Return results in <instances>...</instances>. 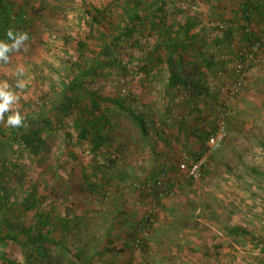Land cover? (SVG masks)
Returning a JSON list of instances; mask_svg holds the SVG:
<instances>
[{
	"label": "rangeland",
	"instance_id": "rangeland-1",
	"mask_svg": "<svg viewBox=\"0 0 264 264\" xmlns=\"http://www.w3.org/2000/svg\"><path fill=\"white\" fill-rule=\"evenodd\" d=\"M240 3H4L27 25L0 59V89L18 97L4 121L18 110L25 125L0 122V264H264V48L234 91L236 58L264 41V13L246 23ZM217 24L232 29L228 38ZM19 33L28 39L12 49ZM173 40L183 50L168 67ZM171 72L188 88L169 87ZM92 93L123 102L140 124L103 103V144L80 140ZM44 119L33 155L19 138ZM213 129L223 139L210 150L198 135ZM202 158L197 178L177 171ZM38 212L50 221L38 225ZM8 224L42 228L55 244L40 257L20 235L2 242Z\"/></svg>",
	"mask_w": 264,
	"mask_h": 264
},
{
	"label": "trees",
	"instance_id": "trees-1",
	"mask_svg": "<svg viewBox=\"0 0 264 264\" xmlns=\"http://www.w3.org/2000/svg\"><path fill=\"white\" fill-rule=\"evenodd\" d=\"M7 0H0V43L7 44L9 41H11L14 38V33L17 30H23L24 26L27 24L23 20V16L21 14H12L9 11L6 10V7L4 3ZM240 10H241V16L246 21V23H249L251 19L255 16L256 13H259L261 17H263L262 13H264V0H241L240 3ZM11 15H14L15 21L10 20ZM91 15L94 22H97V17L100 14ZM156 19L151 20V26L153 29H157V25L155 23ZM160 23H164V19L158 20ZM248 26V25H246ZM195 27V24L193 21H190L186 25L187 32L186 35L189 33L191 29ZM218 27V26H217ZM248 28V27H247ZM11 29L13 31V36L9 38L7 36V31ZM244 32L248 29H243ZM232 33V29L226 27V29L223 31L224 37H229V35ZM264 35V31L262 33ZM246 35V33H244ZM249 35V34H248ZM250 38H255L252 36V33H250ZM257 40V39H256ZM249 42V41H248ZM250 44V43H249ZM80 49L83 48V45L80 44ZM183 43L179 42L178 40H173L170 43L169 51H170V57L168 59V67H172L176 58L180 59V50H183ZM264 48V47H262ZM261 48V49H262ZM237 59V58H236ZM176 85L183 86L184 88H188L189 85L185 83L178 75H175L173 72L170 73V77L168 80V86L174 87ZM89 102L91 104L92 112H87V114H79L77 119V130H78V137L82 141H88L91 140V143L95 147H100L103 144L102 139V133L107 125V119L103 113L99 110L100 104H109L112 105L118 109H120L122 112L126 114L131 120H133L135 123L140 124L141 120L137 116V114L127 105H125L123 102L102 97L99 96L96 93L89 94ZM81 116V117H80ZM48 125L47 120H43V124H40L39 122H35V126L32 128H29L26 132H23L20 135V141L22 145L33 155H36L39 144L41 143L40 140V134L42 133L43 128ZM215 129L211 131V133H208L206 131H202L199 133V137L203 142H207L208 139L215 134ZM14 135H17L15 132ZM0 136L2 134L0 133ZM201 154L196 155L195 159L197 160ZM31 198L33 196H30ZM30 198V199H31ZM34 199H31V205L35 206L36 202H33ZM37 218L39 219V224L42 226V220L45 222L50 221L47 216L45 217L41 213H36ZM19 229V233H16V230ZM42 229V228H41ZM40 228L36 230L35 233L32 234L31 229L28 230L25 226L20 227L17 225L8 224L6 235L1 240L2 242H14L17 243L20 241L19 235L23 238V243H21V246L25 249H31L35 248L36 252L40 255V257H44L45 253L42 252L43 246L47 244H55L52 239L49 238V234L46 232H43ZM31 246V247H30ZM30 247V248H29Z\"/></svg>",
	"mask_w": 264,
	"mask_h": 264
},
{
	"label": "built area",
	"instance_id": "built-area-1",
	"mask_svg": "<svg viewBox=\"0 0 264 264\" xmlns=\"http://www.w3.org/2000/svg\"><path fill=\"white\" fill-rule=\"evenodd\" d=\"M10 20L15 21L14 15H11ZM217 26H218V30L222 33L226 29V26H223V25L220 26L218 24H217ZM245 32H248V30H246ZM250 45L251 46L249 47V49H246L244 51L245 53L242 54V56H245L247 58V61L243 62L242 59H239V57L237 58V61L240 62V64H239V67L237 69L238 78L234 84V91L235 92L238 91L239 87L242 84V78H243L242 65H243V63H248V62L253 61V63L256 64L257 62H260L259 59L256 57V52L260 47L262 48L264 46V41L262 39H258ZM240 57H241V53H240ZM222 139H223V136H222L221 132L217 131L206 142L207 148H209L210 150L218 148ZM205 167H206L205 159L202 158L199 161L192 164L191 166H186V164L183 162L177 164V171L179 173L185 174L188 178L191 179V178H197L199 176V174L202 173V171Z\"/></svg>",
	"mask_w": 264,
	"mask_h": 264
},
{
	"label": "clouds",
	"instance_id": "clouds-1",
	"mask_svg": "<svg viewBox=\"0 0 264 264\" xmlns=\"http://www.w3.org/2000/svg\"><path fill=\"white\" fill-rule=\"evenodd\" d=\"M7 36L11 38L13 36V31L9 29L7 31ZM23 39H28L27 33H19V37L15 40H13V43L11 44L12 49L19 50L20 48V41ZM9 51V45L0 43V59H3L5 62H7L8 57H6L4 54L5 52ZM7 87L8 85L5 84ZM18 101V97L12 92H4L2 89H0V122H4L6 126L12 127V128H18L24 125V117L20 114V112L13 111L11 115L7 117L6 122L4 121V114L8 112L10 109H12L13 105Z\"/></svg>",
	"mask_w": 264,
	"mask_h": 264
}]
</instances>
